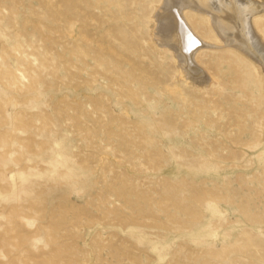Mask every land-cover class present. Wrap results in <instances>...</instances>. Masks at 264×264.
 <instances>
[{"label":"rangeland","instance_id":"obj_1","mask_svg":"<svg viewBox=\"0 0 264 264\" xmlns=\"http://www.w3.org/2000/svg\"><path fill=\"white\" fill-rule=\"evenodd\" d=\"M159 2L0 0V264H264L261 76L210 47L185 80Z\"/></svg>","mask_w":264,"mask_h":264},{"label":"bare ground","instance_id":"obj_2","mask_svg":"<svg viewBox=\"0 0 264 264\" xmlns=\"http://www.w3.org/2000/svg\"><path fill=\"white\" fill-rule=\"evenodd\" d=\"M186 9L208 17L215 45L196 32L185 16ZM260 15L264 16V0H160L153 14L152 41L171 51L182 77L198 87L207 86L211 76L197 55L210 47L236 50L254 64L264 84V38L255 22Z\"/></svg>","mask_w":264,"mask_h":264}]
</instances>
